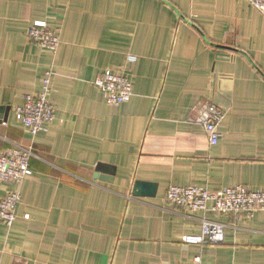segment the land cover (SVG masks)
<instances>
[{"label": "crops", "instance_id": "crops-1", "mask_svg": "<svg viewBox=\"0 0 264 264\" xmlns=\"http://www.w3.org/2000/svg\"><path fill=\"white\" fill-rule=\"evenodd\" d=\"M49 28L52 55L27 36ZM53 71L54 120L32 138L15 120L22 95ZM105 70L132 85L111 106L93 85ZM199 103L224 113L210 147L191 122ZM0 153L31 147L30 175L0 264H264V211L185 214L169 186L264 189V17L245 0H0ZM136 181L155 185L134 196ZM219 246L187 245L201 218Z\"/></svg>", "mask_w": 264, "mask_h": 264}, {"label": "built area", "instance_id": "built-area-1", "mask_svg": "<svg viewBox=\"0 0 264 264\" xmlns=\"http://www.w3.org/2000/svg\"><path fill=\"white\" fill-rule=\"evenodd\" d=\"M264 17V0H245ZM29 39L52 55L57 53L60 38L49 28L33 26L27 33ZM52 70L43 74V85L36 94L22 95V103L14 110V117L34 138L44 130L45 125L51 123L55 111L49 102L51 93ZM93 85L101 92L108 105L119 106L127 103L133 95L132 85L122 72L105 70L97 75ZM195 117L191 122L202 126L210 147L215 146L220 139L218 126L224 119L225 113L211 103H199L194 109ZM33 156L31 147L13 146L0 153V186L7 183L19 186L30 175L29 161ZM166 202H169L185 214L208 211L218 215L234 217H252L256 210L264 211V189L250 191L243 186L227 187L217 191L196 186H169L166 190ZM21 200L16 189L7 190L0 197V223L10 228L15 221V209ZM181 242L187 245L219 246L224 243V225L201 218L200 233L184 235ZM198 264L200 258L194 259Z\"/></svg>", "mask_w": 264, "mask_h": 264}, {"label": "water", "instance_id": "water-1", "mask_svg": "<svg viewBox=\"0 0 264 264\" xmlns=\"http://www.w3.org/2000/svg\"><path fill=\"white\" fill-rule=\"evenodd\" d=\"M2 109H0L1 112ZM155 192V185L152 183L148 182H142V181H136L134 183V188H133V195L134 196H139V195H148L152 196Z\"/></svg>", "mask_w": 264, "mask_h": 264}]
</instances>
